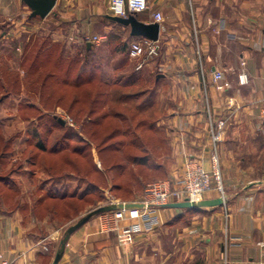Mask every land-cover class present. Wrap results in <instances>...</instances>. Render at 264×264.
I'll return each instance as SVG.
<instances>
[{"label":"crops","instance_id":"crops-1","mask_svg":"<svg viewBox=\"0 0 264 264\" xmlns=\"http://www.w3.org/2000/svg\"><path fill=\"white\" fill-rule=\"evenodd\" d=\"M148 4L147 11L135 15L152 23L154 12L163 14L161 65L176 92L177 110L168 115L169 133L176 137L171 175L181 174L190 157L209 167L210 116L226 118L219 148L225 194L212 190L203 199L223 197L224 202L164 207L162 224L132 243L101 231V217H93L69 234L58 264H264V0ZM115 17L111 0H56L52 12L40 18L56 19L62 37L100 38L99 43L86 40L88 47L141 37ZM243 69L249 75L244 85L239 82ZM215 70L224 71L217 84ZM23 209L0 212V264L5 259L53 264L65 232L62 236L54 219L41 221L33 210L24 223Z\"/></svg>","mask_w":264,"mask_h":264},{"label":"rangeland","instance_id":"rangeland-1","mask_svg":"<svg viewBox=\"0 0 264 264\" xmlns=\"http://www.w3.org/2000/svg\"><path fill=\"white\" fill-rule=\"evenodd\" d=\"M56 29L23 0H0V212L50 216L63 236L90 211L174 177L177 109L163 53L137 69L128 46L138 37L88 47Z\"/></svg>","mask_w":264,"mask_h":264},{"label":"built area","instance_id":"built-area-1","mask_svg":"<svg viewBox=\"0 0 264 264\" xmlns=\"http://www.w3.org/2000/svg\"><path fill=\"white\" fill-rule=\"evenodd\" d=\"M114 12L120 17H129L149 9L148 0H111ZM155 22H163L160 11L153 13ZM89 43H99L98 36L87 37ZM163 44L160 40L139 37L130 43L129 56L140 59L137 69L151 59L161 54ZM245 64V63H243ZM212 81L217 84L224 79V71H213ZM203 81H206L205 75ZM239 82L244 85L249 82V75L245 69L239 73ZM227 126L224 117L210 116V153L209 167L199 160L190 157L183 165V171L174 178L150 183L143 196L134 201L141 203L140 207L121 208L106 211L100 216L101 231L114 232L120 243H132L137 235L151 232L162 224L161 209L169 203L189 201L193 203L204 199L206 193L217 190L224 197L225 184L220 159V143ZM2 264H11L8 259ZM22 264H28L26 262Z\"/></svg>","mask_w":264,"mask_h":264},{"label":"water","instance_id":"water-1","mask_svg":"<svg viewBox=\"0 0 264 264\" xmlns=\"http://www.w3.org/2000/svg\"><path fill=\"white\" fill-rule=\"evenodd\" d=\"M31 9H32V16H40L42 18L47 17L56 5V0H23ZM115 20L124 24L131 26V34L133 36H141L151 40H158L160 38L161 33V25L158 22L147 23L137 18L135 14H131L129 17H115ZM59 121L64 124L65 122L58 118ZM224 202L223 197H219L218 199L214 200H202L197 203L183 201V202H175L169 203L165 207H174V208H196L200 206H211L222 204ZM142 206L141 203L137 202H117L112 203L110 205H103L100 206L92 211H90L87 215L82 217L76 224L72 225L65 231L64 236L60 241V247L55 255L53 264H58L62 254L64 253L67 238L69 234L75 230L76 228L80 227L82 224L86 223L92 216L110 211L115 209L121 208H132V207H140Z\"/></svg>","mask_w":264,"mask_h":264},{"label":"trees","instance_id":"trees-1","mask_svg":"<svg viewBox=\"0 0 264 264\" xmlns=\"http://www.w3.org/2000/svg\"><path fill=\"white\" fill-rule=\"evenodd\" d=\"M118 48V47H117ZM127 48V46H126V43H123L121 46H119V48H118V50L119 49H122V50H125ZM91 49V48H90ZM129 49H130V45L128 46V54H129ZM46 146L44 145V144H42V143H39L38 144V148L41 150V151H44V150H46V148H45ZM5 154V153H4ZM146 190V189H145ZM64 200V199H63Z\"/></svg>","mask_w":264,"mask_h":264}]
</instances>
